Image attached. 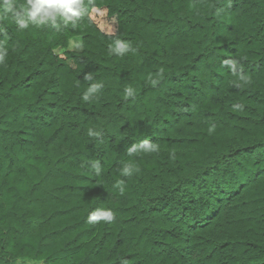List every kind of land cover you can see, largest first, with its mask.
Masks as SVG:
<instances>
[{"label":"trees","instance_id":"obj_1","mask_svg":"<svg viewBox=\"0 0 264 264\" xmlns=\"http://www.w3.org/2000/svg\"><path fill=\"white\" fill-rule=\"evenodd\" d=\"M83 3L0 14V264H264V0Z\"/></svg>","mask_w":264,"mask_h":264},{"label":"clouds","instance_id":"obj_2","mask_svg":"<svg viewBox=\"0 0 264 264\" xmlns=\"http://www.w3.org/2000/svg\"><path fill=\"white\" fill-rule=\"evenodd\" d=\"M0 14L10 15L14 19L16 27L20 30L29 28V26H43L51 24L56 26L58 23L74 24V22L84 14L83 0H23L18 3L17 0H0ZM133 51L129 42L116 39L109 47V52L116 56H124ZM6 53L0 51V62L5 59ZM235 70L236 65H232ZM85 79L92 80L91 75H86ZM104 88L102 82L90 83L83 92L81 100L88 102L97 93ZM134 96L132 88L124 89V97L131 98ZM134 149H129L133 151ZM97 174L100 172L99 165H94ZM121 176L128 177L134 174L136 168L131 163H126L118 169ZM123 180L116 181L114 187L121 193L124 191ZM114 219V212L108 207H96L87 215V223L96 225L101 222L109 223Z\"/></svg>","mask_w":264,"mask_h":264},{"label":"rangeland","instance_id":"obj_3","mask_svg":"<svg viewBox=\"0 0 264 264\" xmlns=\"http://www.w3.org/2000/svg\"><path fill=\"white\" fill-rule=\"evenodd\" d=\"M79 41H80L79 38H73L71 40V43H70V48H74L79 43ZM59 51H61V50H59ZM59 51H57V52H59Z\"/></svg>","mask_w":264,"mask_h":264}]
</instances>
